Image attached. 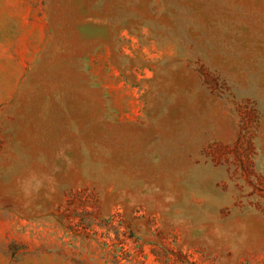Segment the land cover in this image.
I'll return each instance as SVG.
<instances>
[{
    "label": "rangeland",
    "instance_id": "obj_1",
    "mask_svg": "<svg viewBox=\"0 0 264 264\" xmlns=\"http://www.w3.org/2000/svg\"><path fill=\"white\" fill-rule=\"evenodd\" d=\"M0 264H264V0H0Z\"/></svg>",
    "mask_w": 264,
    "mask_h": 264
}]
</instances>
